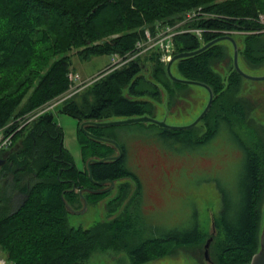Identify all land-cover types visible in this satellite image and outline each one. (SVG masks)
Segmentation results:
<instances>
[{
    "label": "trees",
    "instance_id": "16d2710c",
    "mask_svg": "<svg viewBox=\"0 0 264 264\" xmlns=\"http://www.w3.org/2000/svg\"><path fill=\"white\" fill-rule=\"evenodd\" d=\"M193 10L196 14L182 26L200 29L201 37L190 31L176 34L173 55L223 34H241L238 59L245 67H239L246 72L264 64V0H0V129L13 133L11 144L0 151V251L7 264H85L94 250L113 245L127 248L135 264H142L165 256L173 246L202 240L196 229L147 231L141 182L126 144L117 142L122 154L113 155V144L95 136L116 139L119 135L110 132L116 125L92 123L151 113L161 88L172 93L171 86L189 84L171 80L154 50L103 69L67 96L73 50L83 59L129 54L147 28L174 24ZM227 57L219 41L171 64L176 77L208 85L213 100L201 119L205 132L198 135L193 126L160 127L159 135L164 142L173 137L191 148L222 129L236 140L244 161L240 193L225 201L209 249L214 264H249L260 248L264 220V133L252 124L248 106L237 95L243 77L233 59L226 77L215 70ZM60 99V111L83 122L90 133L80 131L84 170L65 148L63 131L47 109ZM123 177L134 182L135 190L114 197L116 204L126 199L119 215L89 227L68 224L75 205L99 201L114 187L99 190Z\"/></svg>",
    "mask_w": 264,
    "mask_h": 264
},
{
    "label": "rangeland",
    "instance_id": "374dc122",
    "mask_svg": "<svg viewBox=\"0 0 264 264\" xmlns=\"http://www.w3.org/2000/svg\"><path fill=\"white\" fill-rule=\"evenodd\" d=\"M261 19L264 22V16H261ZM234 39L239 45L242 35H234ZM222 42L226 46L228 57L226 62L219 63L215 70L226 77L232 66L233 48L229 41ZM112 62L111 55L104 54L83 59L73 50L69 73H78L80 80L91 81ZM238 63L241 67H245L242 58L238 59ZM246 73L262 76L264 64L249 67ZM238 83L237 95L248 106L252 124L263 134L264 79L254 80L243 77ZM171 87L172 93L161 88L160 96L152 100L155 110L144 115L164 120L173 126L187 125L205 107L208 100L207 90L192 84L184 89ZM80 97L77 98L78 101ZM50 109L54 120L63 131L65 148L72 155L78 169L84 170L86 163L83 160L80 142V131H83L79 120L61 112L58 105ZM124 118L128 117L113 116L107 120ZM159 128L160 126L155 123L135 122L116 125L110 129V132L119 135L113 140L126 144L128 161L135 168L140 179L142 211L148 218L147 231L196 229L204 238L202 237L197 244L173 246L165 256L142 264H214L211 258L213 250L209 249V246L210 261L204 258V245L216 232L215 220L225 201L239 196L238 184L243 178L244 171L242 150L225 129L220 130L206 144L191 148L185 142H177L173 137L165 142L162 141ZM193 129L198 135L207 130L203 120L193 126ZM112 147L113 155H116L117 148L113 145ZM0 157L4 158L3 155ZM113 185L114 188L99 201L91 199L87 203L75 205L76 210L68 214V224L89 227L95 222L109 221L119 215L126 199L116 204L114 197L120 191L130 195L135 190V184L131 179L123 177L113 182ZM263 213L264 199L262 215ZM85 264H135V262L127 248L113 245L94 250Z\"/></svg>",
    "mask_w": 264,
    "mask_h": 264
},
{
    "label": "water",
    "instance_id": "95a60500",
    "mask_svg": "<svg viewBox=\"0 0 264 264\" xmlns=\"http://www.w3.org/2000/svg\"><path fill=\"white\" fill-rule=\"evenodd\" d=\"M223 40H227L231 43L232 45V48H233V65L235 67V70L244 78H248V79H254V80H261V79H264V75L262 76H252L248 73H246L245 71H243L239 65H238V46H237V43L235 41V39L233 38V36H231L230 34H223V35H220L208 42H206L205 44H203L201 47L195 49V50H192V51H184V52H180V53H176L174 55H172V57L167 61L166 63V72L168 74V76L170 77L171 80L173 81H177V82H181V83H186V84H192V85H199V86H202L203 88H205L207 90V93H208V100H207V103L205 105V107L203 108V110L199 113V115L189 124L187 125H184V126H173V125H169L167 124L164 120H157L153 117H150V116H147V115H142V116H135V117H128V118H124V119H119V120H109V121H97V122H92L93 124H97L99 126H112V125H122V124H131V123H135V122H151V123H155L157 125H159L160 127H163V128H167V129H184V128H190L194 125H196L201 119L202 117L206 114V112L208 111L211 103H212V100H213V92L211 90V88L202 83V82H199V81H195V80H188V79H182V78H178L176 77L175 75L172 74V71H171V64L176 60V59H179V58H182V57H187V56H191V55H194V54H197L203 50H205L206 48H208L209 46L219 42V41H223ZM83 125L84 123H80V128L81 130L86 133V134H90L88 133L86 130H84L83 128ZM96 139H99V140H102V141H107L111 144H113L114 146H116L117 148H119V145L118 143L113 140V139H110V138H105V137H98V136H95ZM115 156H111L110 158H114ZM105 159V158H104ZM103 160V159H102ZM102 160H94L93 161H102ZM92 160H89L87 162V168H88V174H89V177L91 178V169H90V162ZM3 161L1 160L0 161V164L2 163ZM113 187V182H111V184L107 187V188H104V189H101L99 190L100 192H103V191H107L109 189H111ZM84 203H86V201H84ZM68 209L70 210V207H68ZM74 212V210H73ZM212 237H209L204 245V258L207 260V261H210V258H209V255H208V246H209V243L211 241ZM260 248L258 250V252H256L250 263L249 264H264V220H263V224H262V229H261V233H260Z\"/></svg>",
    "mask_w": 264,
    "mask_h": 264
},
{
    "label": "built area",
    "instance_id": "2783aa9c",
    "mask_svg": "<svg viewBox=\"0 0 264 264\" xmlns=\"http://www.w3.org/2000/svg\"><path fill=\"white\" fill-rule=\"evenodd\" d=\"M194 14H196L194 10L188 11L182 20L174 24L157 22L152 30L147 28L144 31V37L136 41L132 52L125 55H119L117 53H113L111 55L113 62L109 64L104 70H110L119 67L128 60L133 59L134 57L144 54L147 51H151V50H155L156 52H158L160 60L163 61L164 63H167V61L172 57L174 52L173 38L176 34L190 31L195 33L198 37H201L200 29L184 28L182 26L183 23H185V21L191 20V17ZM68 76L71 81V84L67 96H70L74 92L78 91L79 89L90 83V81L80 80V76L78 73L71 72L68 73ZM60 101L61 99L55 101L54 103L49 105L47 109L53 107ZM12 135L13 133L6 134L3 129H0V151L4 148H7L11 144ZM0 264H7L1 251H0Z\"/></svg>",
    "mask_w": 264,
    "mask_h": 264
},
{
    "label": "flooded vegetation",
    "instance_id": "af4514ba",
    "mask_svg": "<svg viewBox=\"0 0 264 264\" xmlns=\"http://www.w3.org/2000/svg\"><path fill=\"white\" fill-rule=\"evenodd\" d=\"M117 151H118L117 154L120 156L122 154V151H119V150H117Z\"/></svg>",
    "mask_w": 264,
    "mask_h": 264
}]
</instances>
